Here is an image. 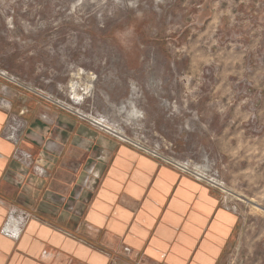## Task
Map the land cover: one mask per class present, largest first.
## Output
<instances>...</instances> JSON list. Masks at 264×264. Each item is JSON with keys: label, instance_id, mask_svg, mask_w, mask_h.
Listing matches in <instances>:
<instances>
[{"label": "rangeland", "instance_id": "obj_1", "mask_svg": "<svg viewBox=\"0 0 264 264\" xmlns=\"http://www.w3.org/2000/svg\"><path fill=\"white\" fill-rule=\"evenodd\" d=\"M0 79L214 183L219 264H264V0H0Z\"/></svg>", "mask_w": 264, "mask_h": 264}, {"label": "crops", "instance_id": "obj_2", "mask_svg": "<svg viewBox=\"0 0 264 264\" xmlns=\"http://www.w3.org/2000/svg\"><path fill=\"white\" fill-rule=\"evenodd\" d=\"M4 84L0 264L220 263L239 219L218 190ZM23 108L14 144L2 132Z\"/></svg>", "mask_w": 264, "mask_h": 264}, {"label": "built area", "instance_id": "obj_3", "mask_svg": "<svg viewBox=\"0 0 264 264\" xmlns=\"http://www.w3.org/2000/svg\"><path fill=\"white\" fill-rule=\"evenodd\" d=\"M69 112H72L70 110H67ZM79 116H82V114H79ZM15 136H9L6 138V140H9V141H14V142H18L19 141V138L18 140L15 141ZM117 140H119L120 142L124 143V144H127L131 147H133L135 150L139 151L140 153H143L144 155L148 156V157H151L155 160H157L161 165H166V166H169V167H172L173 169L181 172L182 174L184 175H189L193 178H195L196 180L200 181V182H206L205 179H201V178H198V177H195L193 174L195 175H198L194 172L191 173V171L181 165V164H178L176 161L174 160H169L167 159L166 157L162 156L161 153H160V148L156 147V148H151L147 145L143 146V145H139V144H136L135 142L131 141L130 139H127V138H120V137H117ZM28 158H30V156H28ZM193 175V176H192ZM207 183H211L212 187L214 188H217L218 190H220L221 192L224 193V191L222 189H220L219 187L215 186L214 183L210 182V181H207Z\"/></svg>", "mask_w": 264, "mask_h": 264}, {"label": "bare ground", "instance_id": "obj_4", "mask_svg": "<svg viewBox=\"0 0 264 264\" xmlns=\"http://www.w3.org/2000/svg\"><path fill=\"white\" fill-rule=\"evenodd\" d=\"M78 99H79V98H78ZM7 226H8V224H7ZM6 228H7V227H6ZM9 233H10V235H12V236L14 235V232H13V231H11V232H9ZM9 233H8V234H9Z\"/></svg>", "mask_w": 264, "mask_h": 264}]
</instances>
